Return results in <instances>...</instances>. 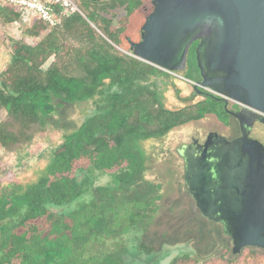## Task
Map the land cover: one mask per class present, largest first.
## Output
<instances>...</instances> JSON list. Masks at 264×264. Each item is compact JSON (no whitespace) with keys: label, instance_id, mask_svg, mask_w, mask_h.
I'll use <instances>...</instances> for the list:
<instances>
[{"label":"trees","instance_id":"16d2710c","mask_svg":"<svg viewBox=\"0 0 264 264\" xmlns=\"http://www.w3.org/2000/svg\"><path fill=\"white\" fill-rule=\"evenodd\" d=\"M88 1L84 15L62 16L52 26L39 18L22 24L15 8L0 4V19L21 28L0 72V146L21 155L64 104L93 106L49 147L31 178L0 180V264H161L164 253L132 232L151 220L158 198L137 188L144 144L207 113L224 114L211 92L167 108L170 73L123 46L130 16L146 0ZM193 56L186 77L197 82ZM103 175L110 181L98 183ZM249 247L248 259L264 257ZM242 249L227 248L235 257L220 253L202 263L183 253L164 264H238Z\"/></svg>","mask_w":264,"mask_h":264},{"label":"water","instance_id":"95a60500","mask_svg":"<svg viewBox=\"0 0 264 264\" xmlns=\"http://www.w3.org/2000/svg\"><path fill=\"white\" fill-rule=\"evenodd\" d=\"M150 3L139 40L127 36L132 55L169 73L184 71L190 46L199 41L195 60L202 79L186 80L195 89H207L264 113V0ZM213 73L217 77L210 82ZM231 145H221V156L227 158L221 166H211L203 156L209 148L206 143L200 157L186 160L185 177L210 212L215 202H221L218 208L227 216L220 219L233 239V251L239 252L246 245L264 247V146L248 138L239 148ZM215 178L224 179L234 190L211 197Z\"/></svg>","mask_w":264,"mask_h":264},{"label":"rangeland","instance_id":"374dc122","mask_svg":"<svg viewBox=\"0 0 264 264\" xmlns=\"http://www.w3.org/2000/svg\"><path fill=\"white\" fill-rule=\"evenodd\" d=\"M88 2V0H79L78 4L82 10L86 11L89 9ZM151 10L150 0H146L144 6L130 16L126 34L132 40H139L140 27ZM0 35L5 41L6 35L19 39L21 31H16L13 25H6L0 21ZM24 39L29 43L36 41L32 37ZM123 46L129 48L128 41L123 42ZM1 48L4 52H1L0 58L5 56L4 64L1 66L5 70L7 67L5 58H8V55L5 54V47ZM187 65L190 69L189 60ZM170 75L173 84L164 89L163 103L167 108H182L203 99V94H193V84L186 80L189 79L186 77L189 73L178 71L170 73ZM231 105L239 107L236 104ZM92 109L90 101L76 105L64 104L58 109V116L50 120L47 129L39 133L30 145L22 148L21 155L17 152L7 151L0 146V180L7 182L31 178L35 171L45 163L44 155L49 147L60 142L62 133L80 122L84 117L85 110L89 113ZM4 113V110H0V119ZM223 115L225 119L227 114ZM211 129L219 130L225 134V129L218 124L215 116L207 113L200 119L175 126L162 137L152 138L144 144L147 160L145 168L140 173L137 188L140 190L147 188L150 190V197L158 195V198L153 203L156 210L152 211L151 220L138 225L132 232L139 234L143 241L152 245L157 252L164 253L160 256L161 264L168 263L174 255L183 253L190 254L199 263H202L207 257L220 253H223L225 258L235 257V255H231L230 250H226L232 248L229 237L222 232L219 224H211L205 218L200 217L198 211L192 206L190 198L185 194V187L182 184L183 166L178 154L180 145L188 142L191 134H200ZM108 181H110V177L103 175L99 178L98 183L103 184ZM151 185L153 188H150ZM124 239L127 238L124 237ZM92 247L97 248L99 245L94 243ZM245 248L242 249L244 252L241 254L238 264H264V257L248 259L246 257V254L249 253L248 248ZM249 248L261 250L255 247ZM261 251L264 252V250ZM213 264H225V261Z\"/></svg>","mask_w":264,"mask_h":264},{"label":"flooded vegetation","instance_id":"af4514ba","mask_svg":"<svg viewBox=\"0 0 264 264\" xmlns=\"http://www.w3.org/2000/svg\"><path fill=\"white\" fill-rule=\"evenodd\" d=\"M199 41H195L192 43L189 49L187 62L190 60V57H192V51H193V59L195 60V48ZM196 62V60H195ZM187 68L184 71H187ZM217 77L215 73L208 76V81L213 82L214 79ZM202 79V78H201ZM194 88V87H193ZM195 93L203 94V96L208 95L207 89H193ZM193 92V93H194ZM211 97L218 99L219 102L224 103L225 113L227 114V117L224 119L223 114H217L215 112H211V115L215 116L216 121L220 126H222L225 129V134L220 132L216 129H211L208 131H205L200 134H191L190 139L188 142L182 143L180 145V149H178V154L182 161L183 166V185L185 187V194L190 198V202L194 209H196L200 215V217L205 218V220L209 221L211 224H219L222 232L226 234L230 242L232 243L233 248V239L230 234H228L225 230L227 227L224 222L221 221V217H225V213L221 212V210L218 208L220 201L215 202L213 207H211V212L205 207L206 204H204L201 200V197H196L195 190H192L189 186V183L186 180L185 173H186V160L192 158L193 156H201L204 146L207 143V146L209 147L205 153V158L208 163L212 165H219L223 163L222 161L227 158V156L223 157L221 156V153H223L220 148L221 145L225 144H236L238 145V148L240 147V144H244L246 142V139H253L259 141L264 146V122L261 120V117H264V113H261L257 109L252 108L251 106L245 104V103H237L235 101H232L230 99H226L225 97H222L218 94H212ZM231 104L239 105V107H234ZM223 118V119H222ZM209 144V145H208ZM234 147L231 145V150H233ZM240 154L242 153L241 150H239ZM235 154V153H234ZM242 155V154H241ZM238 155L233 157H236V159L240 156L243 158V156ZM239 157V158H240ZM222 160V161H221ZM227 190L229 192H232L234 189L230 187L229 183H225L224 179H213L211 180V197L214 195H226ZM211 197H206V200H211ZM200 200L201 206L199 205L198 201ZM213 201V200H211ZM217 207V208H216ZM227 216V215H226ZM228 228V227H227ZM250 247H255L261 250H264V247H260L257 245H246ZM244 246V247H246Z\"/></svg>","mask_w":264,"mask_h":264},{"label":"built area","instance_id":"2783aa9c","mask_svg":"<svg viewBox=\"0 0 264 264\" xmlns=\"http://www.w3.org/2000/svg\"><path fill=\"white\" fill-rule=\"evenodd\" d=\"M79 0H0V4L10 5L20 15L23 24L39 18L49 25H56L62 16L79 13L84 15Z\"/></svg>","mask_w":264,"mask_h":264},{"label":"crops","instance_id":"0c3cea01","mask_svg":"<svg viewBox=\"0 0 264 264\" xmlns=\"http://www.w3.org/2000/svg\"><path fill=\"white\" fill-rule=\"evenodd\" d=\"M0 21L2 22V23H4V24H6V25H11V24H8L7 22H5L3 19L1 20L0 19ZM22 23V22H21ZM23 24V23H22ZM14 27H15V29H16V31H21V28H19V25L17 24V23H15V24H12ZM6 41L4 40V38L0 35V56H1V52H4V50L1 48L2 46H4L5 47V54H7L8 55V58H9V56H10V53H9V47H10V45H11V39H13V37L12 36H7L6 35ZM4 57L5 56H3V57H1L0 58V72H2L3 71V68H2V64H4V62H3V60H4ZM7 57V56H6ZM8 58H5V63H6V65H7V61H8ZM0 110H2V109H0Z\"/></svg>","mask_w":264,"mask_h":264}]
</instances>
